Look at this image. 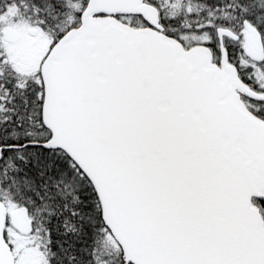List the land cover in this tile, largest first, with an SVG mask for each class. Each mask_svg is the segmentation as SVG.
<instances>
[{
    "label": "snow or ice",
    "instance_id": "obj_1",
    "mask_svg": "<svg viewBox=\"0 0 264 264\" xmlns=\"http://www.w3.org/2000/svg\"><path fill=\"white\" fill-rule=\"evenodd\" d=\"M0 264H264V0H0Z\"/></svg>",
    "mask_w": 264,
    "mask_h": 264
}]
</instances>
